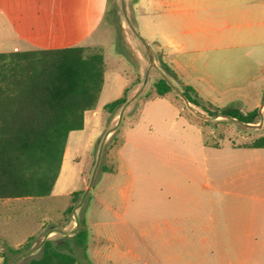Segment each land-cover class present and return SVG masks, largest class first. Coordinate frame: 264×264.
<instances>
[{"label":"rangeland","instance_id":"374dc122","mask_svg":"<svg viewBox=\"0 0 264 264\" xmlns=\"http://www.w3.org/2000/svg\"><path fill=\"white\" fill-rule=\"evenodd\" d=\"M68 1L70 6L62 8L72 17L68 33L15 40L7 49L101 52L105 82L96 109L85 113L83 130L69 135L53 193L0 211V230L15 228L11 241L34 237L7 264H29L41 256L45 240L60 245L81 229L88 233L86 245L63 248L77 264H167L185 247L171 225L194 228L195 197L209 191L203 189L209 176L203 168L214 154L201 148L202 140L224 147L216 153L221 160H238L231 145L264 136V113L249 125L216 117L190 103L185 89L193 88L192 98L210 111H259L264 17L252 16L256 6L239 17L224 8L194 14V0H181L180 37L178 28L169 27L177 16L151 0ZM161 78L172 87L165 96L155 87ZM124 96L123 106L105 109ZM163 173L169 179L164 186Z\"/></svg>","mask_w":264,"mask_h":264},{"label":"trees","instance_id":"16d2710c","mask_svg":"<svg viewBox=\"0 0 264 264\" xmlns=\"http://www.w3.org/2000/svg\"><path fill=\"white\" fill-rule=\"evenodd\" d=\"M104 82V55L86 47L0 53V199L42 198L52 194L69 135L83 130L85 113L96 109ZM155 87L159 96L172 91L164 78ZM190 93L195 90L188 86L184 95L190 103L201 105L216 117L227 116L253 124L260 116L258 109L247 114L234 109L210 111ZM125 103L126 96L107 104L105 109L113 111ZM247 147L264 148V136ZM72 210L71 206L67 212ZM87 238V231L81 229L60 245L47 239L41 256L29 264H77L76 257L63 248L72 243L84 247ZM32 240L29 238L11 251L28 249Z\"/></svg>","mask_w":264,"mask_h":264},{"label":"crops","instance_id":"0c3cea01","mask_svg":"<svg viewBox=\"0 0 264 264\" xmlns=\"http://www.w3.org/2000/svg\"><path fill=\"white\" fill-rule=\"evenodd\" d=\"M151 1L177 16L169 27L178 28L181 37V0ZM70 4L68 0H0V53L37 50H8V44L15 40L50 39L68 33L67 22L72 17L62 8ZM192 6L194 10L190 11L194 14L202 9L224 8L230 17L248 15V8L256 6L259 10L252 11V16L264 17V0H194ZM263 106L259 114L264 113ZM248 144L230 146L238 160H228V156L221 160L216 153L224 147L202 140L201 148L214 154L209 167L203 168L209 175L203 189L209 191L195 197L194 228H181V222L171 225L173 233H181V244L185 247L170 256L167 264H264V148H249ZM65 156L66 151L64 159ZM162 177V186L168 185L164 173ZM22 199L29 198L0 199V211L15 209ZM178 216L181 218V214ZM14 231L15 228L0 230V264H7L8 257L15 259L23 251L11 249H18L34 238L29 235L21 241H11L16 237ZM17 231L16 228V235ZM54 234L51 231L49 238ZM115 248L125 250L121 245ZM5 250L9 252L7 255Z\"/></svg>","mask_w":264,"mask_h":264}]
</instances>
